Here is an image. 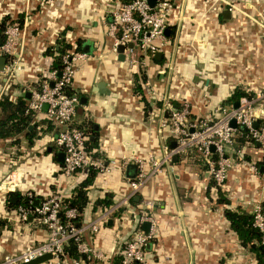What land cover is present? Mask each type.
Segmentation results:
<instances>
[{"label": "crops", "instance_id": "1", "mask_svg": "<svg viewBox=\"0 0 264 264\" xmlns=\"http://www.w3.org/2000/svg\"><path fill=\"white\" fill-rule=\"evenodd\" d=\"M232 1L235 7L228 9L226 0H173L171 22L167 24L174 25L173 33L168 36L165 27V39L157 50L159 57H154L156 51L150 55L136 50L138 62L129 63L125 57L117 59L107 33L111 11L119 0H0V17L22 14L12 54L18 68L11 73L0 70V94L15 96L35 86L52 58L44 50L57 39H64L72 47L78 42L79 50L75 51L84 53L74 60L69 86L78 98L84 96L73 122L86 136L90 131L96 133V145L90 151L93 158L107 164L108 170L95 168L77 226L82 238L102 250L110 264L117 261L120 245L135 228L137 213L147 206L156 225L154 238L144 246L148 264H257L253 252L240 244L223 213L227 206L249 211L250 203L259 200V181L264 179V172L255 162L264 164V148L255 143L237 149L241 156L244 151L246 162L255 165L257 171L251 172L244 162L235 159L218 184L228 203L218 201L202 157L189 148L171 152L158 172L145 165L146 179L132 194L133 202L129 196L127 203L109 214L110 222L106 219L96 232L89 228V222L103 207H94V200L106 194L111 199L108 205L115 204L129 190L125 166L133 161H123L124 156L145 157L151 152L162 159L164 150L173 147L169 135L156 132L164 116V98L187 102L191 118L213 117L218 105L233 103L228 97L240 88L251 92L254 106L264 110L260 93L264 91V24L258 16L259 11L264 18V0ZM223 9H228L227 15L222 14ZM134 73L144 75L138 80L140 87L148 82L155 92L153 97L143 93L150 105L145 112L139 93L133 89ZM97 81L104 82L106 92L93 89ZM157 100L160 107L155 105ZM40 118L36 112L31 141L22 134L15 142L10 138L0 140V178L2 171L13 165L18 182L14 192L28 191L38 200L60 192L68 199L86 172L76 170L67 177L61 174L63 156L57 160L61 149L50 139L55 130ZM257 122H264V111ZM262 200L264 205V195ZM4 202L0 192V256L45 239L46 231L35 218L18 220L13 208ZM37 264L53 263L45 260Z\"/></svg>", "mask_w": 264, "mask_h": 264}, {"label": "built area", "instance_id": "2", "mask_svg": "<svg viewBox=\"0 0 264 264\" xmlns=\"http://www.w3.org/2000/svg\"><path fill=\"white\" fill-rule=\"evenodd\" d=\"M226 3L228 9L235 7V2L232 0H226ZM172 6L173 0H154L152 5L147 0H119L111 11L112 21L107 27V33L112 38L111 49L116 52V46L122 44V52L129 63L138 62L136 50L146 51L152 55L159 50L160 44L165 39L164 29L171 22ZM18 26L16 22L8 24L5 28V38L0 44V54L5 56L2 70L6 73L18 68L16 58L12 56L16 51ZM154 38H157L159 43H155ZM127 42H131V45L128 46ZM83 56L84 53L75 50L64 52L61 55V67L58 70L48 68L45 74L37 79L36 85L29 89L26 101L28 108L41 114L54 126H58L50 139L63 152L61 174L66 177L84 167L108 170L103 160L93 158L85 149L87 136L73 122L79 98L75 92H68L65 89L66 86H70L74 74V60ZM141 90L142 93L150 94L152 97L155 95L148 82L141 83ZM259 94L256 93V96ZM164 99L166 100L162 109L166 110L167 114L159 120L156 132L159 136L169 135L175 142L174 146L164 150L162 159L154 157L151 152L145 157L133 155L122 158L125 162L133 161L136 164L134 176L126 177L129 190L118 203L101 208L96 218L89 222L91 231L96 232L99 226L106 222L109 214L120 204L127 203L128 197L144 183L145 165H148L152 172H158L162 162L169 161L171 152L179 153L189 148L194 149L202 157L210 178L216 184H221L235 159L246 163L238 153L239 150L233 147V137L238 126L246 128V136L250 138L249 143L264 148V122H257L264 110L254 106L255 96L252 94L240 95L236 99L235 106L232 102L218 105L213 110L214 118L209 116L191 118L187 102L181 101L175 106L167 98ZM232 118L236 126L229 124ZM255 121L256 125H253ZM232 153L235 158L231 156ZM250 168L256 171L255 165H250ZM3 183H10L5 190L8 193L16 188L18 182L17 179L2 181L0 189L3 188ZM26 195L32 203L33 195L28 191ZM63 199L60 192H54L39 199L36 205L18 204L13 208L15 217L20 221L27 220L28 216L35 218L44 227L46 237L25 244L18 251L4 253L0 256V264H20L46 252L50 254L47 261L53 264H87L82 258H68L64 253L62 247L68 239L74 241L77 252L84 254L85 259L91 260L89 264H110L106 261V254L102 250L82 238L81 228L72 222L76 210L73 207H66ZM146 208L147 210L137 215L135 228L124 240L119 258L113 264H148L144 246L154 238L156 225L148 211L149 206ZM249 212L252 214V224L260 231L261 242L264 243V212L260 203L257 201L251 203ZM60 215H63V218ZM145 220L149 221L147 230L140 227L141 222Z\"/></svg>", "mask_w": 264, "mask_h": 264}, {"label": "trees", "instance_id": "3", "mask_svg": "<svg viewBox=\"0 0 264 264\" xmlns=\"http://www.w3.org/2000/svg\"><path fill=\"white\" fill-rule=\"evenodd\" d=\"M22 21V14L18 13L14 17H10L8 15H2L0 17V44L3 42L5 38V28L8 24L12 22H16L18 25ZM173 26L174 25H168L166 28H168L167 35L172 36L173 33ZM70 50H79L78 42L74 47L71 46V44L64 39H57L55 44L49 45L45 48L44 52L49 53L51 55V61L48 66V68L56 69L58 70L61 67V55ZM141 77H144L143 74L139 75L138 73L133 74V89L137 93H139V98L143 102L144 106V112L148 110L149 108V100H147L142 93L139 79ZM68 92H75L72 90L69 86H66L65 88ZM76 93V92H75ZM240 95H251V92L246 91L244 89L236 88L234 91L231 92L230 96L228 97V100H236ZM27 98L24 96V93L19 92L18 94L11 95L9 93H1L0 94V140L4 138H10V142H15L18 137H16L18 134H22L24 137H26L29 141L32 140V138L35 135V112L27 107L26 104ZM172 104L175 106H178L181 102L180 101H174L170 100ZM155 105L160 107V101H155ZM164 115L167 114V111L164 110ZM41 121H46L47 125L50 127H53L54 130L58 126H54L51 124L48 119L46 118H40ZM80 127V126H78ZM81 128V127H80ZM83 130V129H82ZM90 131V130H89ZM237 135L233 138V147L234 148H240L243 146V144L249 143L250 138L246 136V128L245 127H237ZM96 133L95 132H89L87 135V138L85 140V149L91 153L90 147L96 145ZM91 156H93V153H91ZM261 160H258L255 162V165L258 167ZM77 170H83L86 172V175L84 178H82L80 181H78L75 186L72 189V193L68 197L67 200L63 199V203L66 207H73L76 210V215L72 218V222H74L76 225L80 223L81 220V212L82 209L87 202V194H86V188L87 185L92 180V176L94 172L96 171L93 167H84ZM264 172V171H261ZM212 185L216 188L218 192V201L228 203L227 198H225L221 191L220 186L214 182L213 179H211ZM16 194L17 198L14 203H11L8 201V196L6 199V206L9 208H15L16 205L21 204L25 206H32V203L29 201V197H27L26 194L10 191V193ZM129 200L133 202V196L131 195L129 197ZM111 202V199L105 194L102 198H97L93 201L92 205L95 207V205L101 204L103 206L108 205ZM140 212L137 213V215ZM224 216L228 219L230 227L235 231L239 242L241 245L246 246L251 252L254 254V259L257 264H264V243L261 242L260 237V231L256 226L252 224V214L249 211H246L242 208L236 207H225L223 209ZM61 218H63V215H60ZM26 221V220H25ZM136 225V224H135ZM122 244L120 245L121 248ZM63 251L68 257H74V258H82L83 261L87 264L91 263V260L85 259L84 254L77 252L75 248V243L73 240L68 239L65 244H63Z\"/></svg>", "mask_w": 264, "mask_h": 264}, {"label": "water", "instance_id": "4", "mask_svg": "<svg viewBox=\"0 0 264 264\" xmlns=\"http://www.w3.org/2000/svg\"><path fill=\"white\" fill-rule=\"evenodd\" d=\"M148 3L150 5H152L154 3V0H147ZM222 14H228V9H223L222 10ZM127 45L130 46L131 45V42H127ZM122 49H123V45L122 44H118L116 46V57L117 59H123L124 57V54L122 52ZM82 50L83 51H86V49L84 47H82ZM159 54L160 52L156 51L154 53V57L158 58L159 57ZM4 61H5V56L0 54V70H2L3 68V64H4ZM57 74H59V72H57ZM104 82L103 81H97L94 86H93V89L94 90H98V91H107V88L104 87ZM24 96L27 98L29 96V91L28 90H25L24 92ZM79 102L83 103L84 102V96H79ZM237 104V101L234 100L233 101V106H235ZM229 124L231 126H236V123L234 121V119H230L229 120ZM253 125H256V121L253 123ZM175 142L174 140L171 141V146H174ZM62 156H63V152L62 151H58L57 152V160L61 161L62 160ZM173 157H175V155H173ZM258 169L260 171H263L264 170V164H259L258 166ZM136 170V164L134 162H129L126 164L125 166V175L127 177H133L134 174H135V171ZM135 198H137V196L135 195L134 196ZM17 196L15 194H10L8 196V201L11 202V203H14L15 200H16ZM64 200H67V198H65ZM38 203V197H33V200H32V204L33 205H36ZM30 216H28L29 218ZM108 222H110L109 219H107ZM148 226H149V221L145 220V221H142L141 222V228L144 229V230H147L148 229ZM48 258H50V254L48 252L46 253H43L41 255H38L28 261H25V262H21L20 264H37V263H40L42 261H45L47 260Z\"/></svg>", "mask_w": 264, "mask_h": 264}, {"label": "rangeland", "instance_id": "5", "mask_svg": "<svg viewBox=\"0 0 264 264\" xmlns=\"http://www.w3.org/2000/svg\"><path fill=\"white\" fill-rule=\"evenodd\" d=\"M258 1H261L262 2V0H258ZM258 16H259V19H260V21H259V19H258V21L261 23V24H264V18H263V16H262V13L261 12H259L258 11ZM260 93H262V95L264 96V91H261ZM214 118V117H213ZM237 133L238 132H236L235 133V135L234 136H236L237 135ZM234 138V137H233ZM233 143H234V141H233ZM244 146H243V150L245 149V144H243ZM241 148V147H240ZM238 153H240V152H238ZM231 156L232 157H234L235 158V155H234V153H232L231 154ZM242 159L243 160H245V157H244V151H243V156H242ZM246 161V160H245ZM245 165H247V167H248V169L251 171V172H256L257 171V167H256V171H254V170H252L251 168H250V165H252V163H248V162H246V163H244ZM16 169H15V167L12 165V166H8V167H6L3 171H2V175H1V178H0V185H1V182L6 178V176H9V179H11V180H13V181H15L16 180V176H17V174H15V171ZM13 171V172H12ZM8 179V178H7ZM261 180V179H260ZM224 181V180H223ZM8 184H10V183H3V188L2 189H0V192L3 194V196H4V200L6 201V199L5 198H7V191H5V190H7V185ZM14 190H16V188H14ZM13 190V191H14ZM9 191V190H8ZM27 192V191H26ZM26 192H23V194H26ZM31 193V192H30ZM32 194V193H31ZM263 195H264V179H262V181H259V195H258V199L259 200H256L257 202H259L260 203V205H261V208H262V211L264 212V205H263V200H262V198H263ZM254 201H252L251 203H253ZM5 203V202H4ZM250 203V204H251ZM150 207V206H149Z\"/></svg>", "mask_w": 264, "mask_h": 264}, {"label": "bare ground", "instance_id": "6", "mask_svg": "<svg viewBox=\"0 0 264 264\" xmlns=\"http://www.w3.org/2000/svg\"><path fill=\"white\" fill-rule=\"evenodd\" d=\"M8 179H9V176L7 177ZM7 178H5L4 180H3V182H6L8 179ZM9 186H11V185H9Z\"/></svg>", "mask_w": 264, "mask_h": 264}]
</instances>
